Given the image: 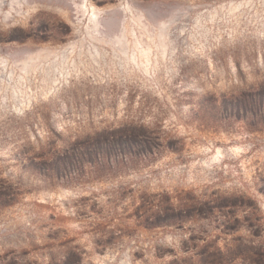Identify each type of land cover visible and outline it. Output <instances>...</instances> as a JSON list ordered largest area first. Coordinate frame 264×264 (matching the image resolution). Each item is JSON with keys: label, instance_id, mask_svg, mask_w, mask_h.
<instances>
[{"label": "rangeland", "instance_id": "obj_1", "mask_svg": "<svg viewBox=\"0 0 264 264\" xmlns=\"http://www.w3.org/2000/svg\"><path fill=\"white\" fill-rule=\"evenodd\" d=\"M0 264H264V0H0Z\"/></svg>", "mask_w": 264, "mask_h": 264}, {"label": "bare ground", "instance_id": "obj_2", "mask_svg": "<svg viewBox=\"0 0 264 264\" xmlns=\"http://www.w3.org/2000/svg\"><path fill=\"white\" fill-rule=\"evenodd\" d=\"M93 16H95V17H96V13H95V12L93 13ZM117 40H119V39H117ZM118 42H120V41H118Z\"/></svg>", "mask_w": 264, "mask_h": 264}]
</instances>
